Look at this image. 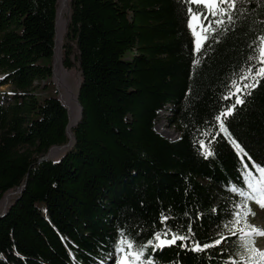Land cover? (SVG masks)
I'll use <instances>...</instances> for the list:
<instances>
[{"label":"trees","instance_id":"trees-1","mask_svg":"<svg viewBox=\"0 0 264 264\" xmlns=\"http://www.w3.org/2000/svg\"><path fill=\"white\" fill-rule=\"evenodd\" d=\"M58 7L0 0V87L12 89L0 93V198L24 185L0 217V264H101L114 258L119 229L144 241L162 211L182 231L190 221L201 243L218 231L234 242L224 225L242 197L232 189L247 191V173L264 167V79L255 88L256 77L241 79L257 65L248 56L264 35V0L211 24L199 51L187 0H69L60 56L79 71L81 118L73 146L51 161L68 123L51 81ZM233 105L222 120L243 153L215 119ZM165 111L174 141L154 128ZM201 139L214 155L205 158ZM179 243L151 253L156 264H229L233 252L220 250L225 241L202 253Z\"/></svg>","mask_w":264,"mask_h":264},{"label":"snow or ice","instance_id":"snow-or-ice-1","mask_svg":"<svg viewBox=\"0 0 264 264\" xmlns=\"http://www.w3.org/2000/svg\"><path fill=\"white\" fill-rule=\"evenodd\" d=\"M187 3L197 6L187 8V26L196 38V50L199 51L202 46H206L204 41L209 39V30L215 31L211 28V24L221 25L224 18L232 22L234 19L233 12L237 4L243 3V0H187ZM206 21L211 22L207 27L205 26ZM258 41L255 47L252 48L254 54L248 56V60H255L257 65L249 64L245 70L246 75L241 76V79H247L248 76L257 78L250 84L251 88H255L260 79H264V35L258 37ZM193 63L195 64L197 61L193 60ZM233 84L235 85V82ZM244 87L248 88L249 85L246 84ZM240 91V87H237L236 92ZM248 94L251 95V92L249 91ZM233 95H235L236 104L244 103L239 95L235 93ZM233 109L234 105L228 107L225 112L217 115L215 119L219 122L220 129L228 134L231 143L243 153L244 149L235 139H231V134L225 126L224 120H222V117L230 115ZM199 145L205 158L214 155L210 141L206 143L205 140L201 139ZM254 167L258 170L259 176L256 177L251 172L247 173L245 184L248 190L244 191L242 188L235 187L232 189L234 193L238 192L239 196L242 197L239 203H234L230 219L224 225L228 236L234 238V242L228 240L224 233L218 231L219 238L214 239L211 244L201 243L196 238L197 230L193 228L190 221L187 223L186 230L182 231L180 227L165 223L170 220V216L162 211L160 213L162 227L159 229L154 228L151 236L144 241L137 239L138 233H133L127 228L118 230V236L114 241V264H156V258L151 253H155L157 249L162 250L167 246L176 245L177 241H180L179 248L197 253L205 252L206 249L221 245V242L225 241V245L220 250L224 251L225 247L233 249V252L228 256L229 264H264V248L257 247L254 240L255 236H264V229L250 223L248 220L249 216L256 215L250 206L251 203L264 208V167L260 164H255ZM184 215L187 216L188 213L185 212ZM234 257L239 259L237 260Z\"/></svg>","mask_w":264,"mask_h":264},{"label":"rangeland","instance_id":"rangeland-1","mask_svg":"<svg viewBox=\"0 0 264 264\" xmlns=\"http://www.w3.org/2000/svg\"><path fill=\"white\" fill-rule=\"evenodd\" d=\"M60 2L61 1L59 0V7L58 8L61 7V3ZM66 2H67L66 5H65L66 7L62 8V12H63L62 13V18L65 21V28H66L67 19H68V16H69V7H68L69 0H66ZM195 39L196 38L194 37V48H195V51H197L196 50ZM60 44H61V42H60ZM60 53H61V51H60ZM61 65H62V57H61ZM62 69L67 73V82H68V84L77 93V87H78V85H79V83L81 81L79 71L77 70V66L73 65V67L71 69H69V70H65L63 68V66H62ZM0 78H1V75H0ZM36 84L37 83H35V85ZM41 85L42 84L40 83V86ZM11 92H12V89L9 86L0 87V93L3 94V95H9L10 96L12 94ZM36 92L38 93L39 97H45L44 93H42L40 91H36ZM61 92H62V90L58 89L59 95H60ZM50 95H52V96L54 95L52 90H50V93H47L46 96H50ZM154 128H155V130H156V132L158 134H160L159 132L163 131L164 134H166L168 136V138H171V139H168L167 137L162 136L161 134L160 135L162 137L166 138L169 141H174L178 137V133L167 123L166 116H165V114L163 112H161L158 115V118H157V120L155 122ZM61 155H62V153L58 152V154L57 155H53L52 158H53V160H57L58 158L61 157ZM3 196L0 198V201L3 198ZM14 197H15V195H11L10 196L9 201L6 204V207L11 203V201L13 200ZM250 206H251L252 210L256 213V215L255 216H249L248 217L249 222L254 224V225H256V226H258V227H260V228H262V229H264V208H260L255 203H251ZM0 211H1V209H0ZM254 240H255V244H256L257 247L264 248V236H255ZM101 264H114V258L109 259V260L104 261V262H101Z\"/></svg>","mask_w":264,"mask_h":264},{"label":"bare ground","instance_id":"bare-ground-1","mask_svg":"<svg viewBox=\"0 0 264 264\" xmlns=\"http://www.w3.org/2000/svg\"><path fill=\"white\" fill-rule=\"evenodd\" d=\"M67 3V2H66ZM66 7V6H65ZM62 8L59 10L58 21L56 26V49H55V58H54V69H53V83L55 86L62 90L60 93V99L63 104L67 107L69 112V123H68V138L69 142L72 141V132L71 129L74 126L75 122L78 119L79 107L77 103V93L67 82V73L62 69L61 65V56H60V42L62 35L65 31V21L62 18ZM162 136L168 138L163 131L159 132ZM171 139V138H168ZM59 151L53 150L52 154L57 155ZM10 194H5L0 201V209H2L9 201Z\"/></svg>","mask_w":264,"mask_h":264},{"label":"water","instance_id":"water-1","mask_svg":"<svg viewBox=\"0 0 264 264\" xmlns=\"http://www.w3.org/2000/svg\"><path fill=\"white\" fill-rule=\"evenodd\" d=\"M60 1H61V2H60V3H61V7L57 9L56 20H55V49H56V26H57V21H58V14H59V10H60L61 8L65 7V5H66V0H60ZM54 58H55V51H54L53 62H52V67H51V81H52V83H53ZM53 84H54V83H53ZM80 84H81V81H80V83H79V85H78V87H77V95H78V91H79V88H80ZM54 86H55V84H54ZM55 89H56V91H57V97H56V99L61 103V105L63 106V108L66 110V112H67V117H68V123H69L70 117H69L68 109H67V107L61 102L60 95H59V93H58V89H57L56 86H55ZM77 103H78V100H77ZM78 107H79V115H78V119H77V121L75 122L74 126L78 123V121H79L80 118H81V107H80L79 103H78ZM68 123H67V126H66V137H67V142H66L65 144H63V145H60V146H51V147L48 149V151L46 152V154H45L43 160H51V161H55V160H53V158H52V157H53V154H52V151H53V150L59 151V152L62 153V155H64L65 152L68 151V150L73 146V143H74L73 134H72V141H71V142H69V138H68ZM62 155H61V156H62ZM58 159H59V158H58ZM23 186H24V185H23ZM23 186L20 187V188H19L17 191H15V192H13V191H9V192H7V193H5V194L16 195V194H18V193H20V192L22 191ZM6 208H7V207H6V205H5V206L1 209V211H0V217H1V215L4 214V212L6 211Z\"/></svg>","mask_w":264,"mask_h":264}]
</instances>
